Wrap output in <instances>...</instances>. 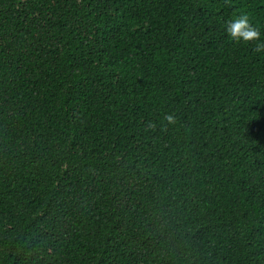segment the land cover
<instances>
[{"label":"trees","instance_id":"obj_1","mask_svg":"<svg viewBox=\"0 0 264 264\" xmlns=\"http://www.w3.org/2000/svg\"><path fill=\"white\" fill-rule=\"evenodd\" d=\"M262 42L264 0H0V264H264Z\"/></svg>","mask_w":264,"mask_h":264},{"label":"clouds","instance_id":"obj_2","mask_svg":"<svg viewBox=\"0 0 264 264\" xmlns=\"http://www.w3.org/2000/svg\"><path fill=\"white\" fill-rule=\"evenodd\" d=\"M226 24V32L233 41L252 42L260 40L261 32L250 22L249 15L246 12L241 13L233 20L227 21ZM253 50L255 52H264V42L257 43ZM164 121L166 122L162 125L164 129L169 125H175L177 122L176 116L171 113L165 114ZM148 127L152 128L155 125L150 123Z\"/></svg>","mask_w":264,"mask_h":264}]
</instances>
